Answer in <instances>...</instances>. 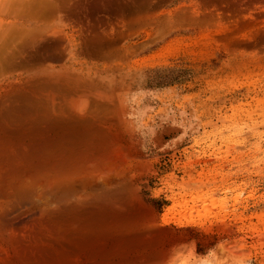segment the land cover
<instances>
[{"label":"rangeland","instance_id":"obj_1","mask_svg":"<svg viewBox=\"0 0 264 264\" xmlns=\"http://www.w3.org/2000/svg\"><path fill=\"white\" fill-rule=\"evenodd\" d=\"M36 1L0 0V57L16 54L22 40L61 31L73 32V48L93 5L87 0L77 17L61 21L60 0ZM235 1L233 11L224 0L220 8L175 0L156 11L160 24L149 27L100 12L109 23L105 32L125 37L120 47L129 52L57 63L36 54L31 66L39 78L46 69L68 72L80 79L78 92L89 89L86 98L70 100V112L98 129L104 156L98 158L107 171L99 177L100 162L94 165L98 173L77 180L81 190L71 199L97 202L105 193L112 202L101 205L107 214L96 215L112 236L102 248L105 264H264V0ZM25 15L31 30L23 29ZM18 55L0 60L2 104L24 84ZM5 252L12 253L6 243ZM72 254L67 264L96 260Z\"/></svg>","mask_w":264,"mask_h":264},{"label":"bare ground","instance_id":"obj_2","mask_svg":"<svg viewBox=\"0 0 264 264\" xmlns=\"http://www.w3.org/2000/svg\"><path fill=\"white\" fill-rule=\"evenodd\" d=\"M91 1L93 4L92 12L90 10L88 15L82 16L84 18L89 17V20L82 22V32L76 37L73 48H71L74 45L73 42L69 41L73 32L70 34L69 32L62 34L63 32L61 31L57 34L54 33L50 38H45L42 35L39 39L35 37L36 39L33 38L27 41L26 39L22 40L20 38L22 41L20 44L18 43V58L21 56L25 61L22 66L23 68L25 67L26 71L19 75L20 80L22 79L24 84L18 89L14 87V90L9 91L7 102L4 100L5 104L0 102V109L3 110H0V207H2L0 213V243H6L8 246H11L12 251L11 254H7L6 252V254L0 253V264H67L69 258L73 257L72 253L75 252L76 254L83 252L90 262L94 259L97 260L99 257L102 261L99 260L101 263L98 262V264L106 263L103 262L106 257L103 249H105V244L110 239L108 238L107 240L106 236L109 233L111 234V232H108L109 230L107 231L105 221L103 223L101 222L100 218L102 219V217L99 216V218L96 215L99 213L101 215L104 212H102L104 210L103 207L108 205V203H111L112 206V202L103 199L105 193L103 196L101 194L102 198L98 195L100 198L96 200L97 202L90 198L95 202H92L93 204H90L92 200L89 203L88 201L90 199L86 201L81 195L80 198H84L86 204L82 201L83 199H78V197L76 200L74 198L71 199L72 195L76 193V190L80 186L78 185L76 189V181L78 180L79 184L84 183L88 175L95 173L92 172V170H96L94 165L97 167V164L100 162L98 167L99 177L104 178L106 175L105 171H107L105 170L106 167L103 166V160L101 162L103 154L100 152L101 145L99 141L101 135H98V129L96 130L93 125V127L91 126L93 122L75 118L71 114L72 112H70V108L72 110L74 109L72 107L73 103H70V100L73 102L72 98L77 96L86 98L89 94V89L86 87V89L78 92L77 82H80V79H75L68 72L67 74L53 72L54 69L52 71L47 69L43 70L41 73L46 74V78L41 79L37 74H33L32 71L35 68L31 65H34V62L39 56L41 58L45 57V60L48 58V60H51L50 62L57 63L61 59L71 61L77 57L89 60H96L98 57H102L106 60L105 56L108 54H119L122 51L124 53L129 52V50H124V47H120L125 37L119 36L116 38L115 36L112 37L109 32H105L103 26H107L109 23L106 24L105 19L100 17L98 13L104 12L109 17L120 16L123 17L122 19H136V21L144 22V25L148 27L149 25L156 26L160 24L159 21L162 17L156 16V11L161 6L168 5L175 0ZM101 1L105 2L104 6L98 5ZM197 1L199 5L218 2V0ZM225 1L231 4L230 7L233 10L236 1ZM86 2L87 0H60L58 3L64 14L61 21H67L74 16L77 17L79 8L84 7ZM38 3L41 5V2ZM218 4L219 8L222 7L220 6L221 2H218ZM3 12L0 9V15ZM20 16H22V13ZM178 16L182 20H180L181 22H183V18H186V15L183 17L182 15ZM205 17L203 16V18ZM90 18H92V22ZM24 20L22 26L23 29H27L29 28V22H27L26 15ZM203 20L201 19L200 22ZM192 21L195 22V20ZM29 30L31 29L29 28ZM24 33L26 35L28 34L26 32ZM36 33L34 32L35 35H37ZM262 34L259 35L264 39V33ZM22 37H25V35ZM67 45L69 46L67 47ZM140 49L138 48L136 51ZM67 51H70L71 54H66ZM16 54H13V52L9 56H4L5 54H3V58L1 56L0 60L1 62L4 60L6 62L8 59H11L10 61L12 62ZM36 54L39 55L37 58ZM38 60L41 61V59ZM110 60L113 61L112 59ZM10 61L8 60L7 62ZM102 137L104 136L102 135ZM99 154H101V159L98 158ZM88 179H91V177L89 176ZM83 186L86 187V183ZM84 187L83 189H85ZM88 193L90 195V192ZM106 196L108 197V195ZM95 197L97 196L95 195ZM103 204L104 206H101ZM90 205L92 206L90 207ZM106 208L108 209L107 206ZM96 217L100 222H95L97 220ZM106 217L104 218L106 219ZM93 218L95 221H92ZM113 240L115 239L113 238ZM116 240L118 241V238ZM97 243H100L99 245L103 247L96 245ZM94 246H98L96 248L100 252L95 251ZM99 247L100 249L103 248L102 251ZM96 260L93 261L94 264H97L95 262ZM69 263H71V260Z\"/></svg>","mask_w":264,"mask_h":264}]
</instances>
